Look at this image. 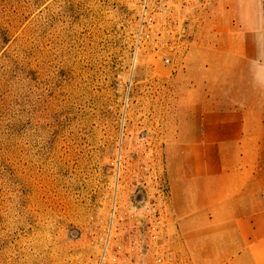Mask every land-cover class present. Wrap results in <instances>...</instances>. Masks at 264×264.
Returning a JSON list of instances; mask_svg holds the SVG:
<instances>
[{"label":"rangeland","instance_id":"374dc122","mask_svg":"<svg viewBox=\"0 0 264 264\" xmlns=\"http://www.w3.org/2000/svg\"><path fill=\"white\" fill-rule=\"evenodd\" d=\"M200 1L192 45L215 15ZM135 15L132 0H0V264H97L114 201L131 227L138 195L168 179L174 85L135 63Z\"/></svg>","mask_w":264,"mask_h":264},{"label":"crops","instance_id":"0c3cea01","mask_svg":"<svg viewBox=\"0 0 264 264\" xmlns=\"http://www.w3.org/2000/svg\"><path fill=\"white\" fill-rule=\"evenodd\" d=\"M213 7L172 79L173 246L194 264H264V0Z\"/></svg>","mask_w":264,"mask_h":264},{"label":"built area","instance_id":"2783aa9c","mask_svg":"<svg viewBox=\"0 0 264 264\" xmlns=\"http://www.w3.org/2000/svg\"><path fill=\"white\" fill-rule=\"evenodd\" d=\"M136 8L133 31L135 63L147 57L150 64H161L173 74L183 70L193 42V19L200 0H132ZM152 188L138 195L133 212L134 224L121 227L114 201L110 222L101 237L103 248L97 264H117L122 258L137 264H194L182 259L173 246L170 218V186L164 176H156ZM120 228V229H119ZM118 232L120 235L118 236Z\"/></svg>","mask_w":264,"mask_h":264}]
</instances>
